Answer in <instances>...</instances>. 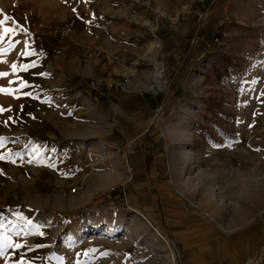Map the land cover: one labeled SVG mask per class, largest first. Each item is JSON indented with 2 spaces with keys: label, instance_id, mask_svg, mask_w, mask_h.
<instances>
[{
  "label": "rangeland",
  "instance_id": "obj_1",
  "mask_svg": "<svg viewBox=\"0 0 264 264\" xmlns=\"http://www.w3.org/2000/svg\"><path fill=\"white\" fill-rule=\"evenodd\" d=\"M4 16L0 264H183L117 196L123 157L87 86L163 64L159 38L170 35L177 56L193 59L176 81L182 110L162 120L175 195L201 217L187 224L212 215L215 264L264 253V0H0ZM26 45L34 55H22ZM227 66L231 79H217ZM166 85L163 71L153 90Z\"/></svg>",
  "mask_w": 264,
  "mask_h": 264
},
{
  "label": "crops",
  "instance_id": "obj_2",
  "mask_svg": "<svg viewBox=\"0 0 264 264\" xmlns=\"http://www.w3.org/2000/svg\"><path fill=\"white\" fill-rule=\"evenodd\" d=\"M159 39L163 64L159 62L155 67V61H152L151 67L140 69L130 79L125 80L122 74L112 71L98 81L112 95V99L104 98L98 104L107 110L112 120L115 138L110 145L118 150L124 161L125 179L119 183L123 187L117 191V196L125 194L124 204L138 208L152 218L173 240L183 264H215L213 217L207 213L202 218L206 220L196 228L187 224L191 219L201 217L197 206L192 209L175 195L173 144L162 121L174 113L177 106L180 105L179 110H182L184 104H179L177 98L185 84L176 81L182 75L181 70L187 69L193 59L177 56L181 41L173 35ZM160 65L167 85L153 90L155 86L152 88L151 85L155 83ZM128 167L131 168L129 174ZM180 222L187 224L185 228L178 225ZM171 224H176L175 231L169 229Z\"/></svg>",
  "mask_w": 264,
  "mask_h": 264
},
{
  "label": "bare ground",
  "instance_id": "obj_3",
  "mask_svg": "<svg viewBox=\"0 0 264 264\" xmlns=\"http://www.w3.org/2000/svg\"><path fill=\"white\" fill-rule=\"evenodd\" d=\"M163 77V68H162V65H160L159 67H158V69H157V72H156V74H155V83H159L160 81H161V78ZM155 83H153L152 85H151V87L153 88L154 86H155ZM187 130H185V134L183 135V137H184V140L187 142V141H189L190 140V136H189V134L186 132ZM111 178H109L108 179V182H111ZM134 211L139 215V216H141V218L143 219V220H145L149 225H151L154 229H155V231H156V233L165 241V243H166V246L168 247V249H169V251H170V255H171V257H172V259H173V261H175L176 262V260H177V254H176V247H175V245H174V243H172V241L170 240V238L167 236V235H165L162 231H161V229H159L158 227H156L155 226V224H154V221L151 219V217L148 215V214H146V213H144L142 210H140V209H138V208H135L134 209ZM46 215H49L50 216V218H51V214L50 213H46ZM50 221V220H49ZM68 232V231H67ZM76 233H78V231H75V234ZM264 253H261L260 254V256H258V257H256V258H254V259H251L252 260V263H259L260 261H261V259H262V255H263Z\"/></svg>",
  "mask_w": 264,
  "mask_h": 264
},
{
  "label": "snow or ice",
  "instance_id": "obj_4",
  "mask_svg": "<svg viewBox=\"0 0 264 264\" xmlns=\"http://www.w3.org/2000/svg\"><path fill=\"white\" fill-rule=\"evenodd\" d=\"M8 19L9 18L7 16H4L3 19H0V25L5 24L8 21ZM88 23H90V21ZM14 31H15V29H11V28L5 27V28H3V35H7V34H9L11 32H14ZM21 31H25L26 32V29L21 28ZM2 38L3 37L0 36V39H2ZM27 47L28 46L26 45V50L22 53V55H24V56L34 55L33 52L27 50ZM35 66H36L35 62H33L30 65H23L20 70H27L29 67H35ZM11 67H12L13 71H17V65L16 64H12ZM7 75H8L7 73H0V77H4V76H7ZM42 75H46V74H42ZM21 86L22 87H27V84L23 83ZM0 92H5L6 94H10V90H6L4 88H0ZM3 111H4V109L0 108V112H3ZM0 142H2V141H0ZM0 159H4V157L0 156ZM16 247H21V245H16Z\"/></svg>",
  "mask_w": 264,
  "mask_h": 264
},
{
  "label": "built area",
  "instance_id": "obj_5",
  "mask_svg": "<svg viewBox=\"0 0 264 264\" xmlns=\"http://www.w3.org/2000/svg\"><path fill=\"white\" fill-rule=\"evenodd\" d=\"M157 17H167V13L161 10H157ZM87 86L89 87V89L92 90V95H93V99L99 103L102 99L104 98H108V99H112V95L110 94L109 90H105L102 88V86L100 85V83L96 80H92L89 81L87 83ZM128 172H131V168H128Z\"/></svg>",
  "mask_w": 264,
  "mask_h": 264
},
{
  "label": "trees",
  "instance_id": "obj_6",
  "mask_svg": "<svg viewBox=\"0 0 264 264\" xmlns=\"http://www.w3.org/2000/svg\"><path fill=\"white\" fill-rule=\"evenodd\" d=\"M214 71H216L214 73L215 77L217 79H221L223 77H226L227 80L231 79V75H230V71H229V67H223L221 69H215Z\"/></svg>",
  "mask_w": 264,
  "mask_h": 264
},
{
  "label": "water",
  "instance_id": "obj_7",
  "mask_svg": "<svg viewBox=\"0 0 264 264\" xmlns=\"http://www.w3.org/2000/svg\"><path fill=\"white\" fill-rule=\"evenodd\" d=\"M260 262H261V261H260ZM260 262H259V263H260ZM246 264H258V263H255V262L252 263V260H250V261H248Z\"/></svg>",
  "mask_w": 264,
  "mask_h": 264
}]
</instances>
